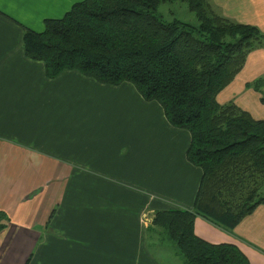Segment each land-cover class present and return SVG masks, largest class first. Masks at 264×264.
Instances as JSON below:
<instances>
[{
    "label": "crops",
    "instance_id": "1",
    "mask_svg": "<svg viewBox=\"0 0 264 264\" xmlns=\"http://www.w3.org/2000/svg\"><path fill=\"white\" fill-rule=\"evenodd\" d=\"M77 1L0 0V210L9 218L0 264H160L146 222L155 210L193 206L201 170L186 159L190 133L130 82L74 69L48 78L25 56L22 26L42 31ZM207 1L235 22L264 25V0H243L255 10L241 14L233 0ZM259 77L264 46L247 52L216 101L264 120L260 93L246 87ZM194 232L264 264V203L230 230L198 215Z\"/></svg>",
    "mask_w": 264,
    "mask_h": 264
},
{
    "label": "trees",
    "instance_id": "2",
    "mask_svg": "<svg viewBox=\"0 0 264 264\" xmlns=\"http://www.w3.org/2000/svg\"><path fill=\"white\" fill-rule=\"evenodd\" d=\"M166 1L177 0H80L44 19L42 31L22 26V48L48 78L74 69L102 83L131 82L172 126L187 129L186 159L201 170L193 206L155 210L148 235L166 234L182 264H250L236 245L198 237L194 219L230 230L264 203V120L215 98L247 52L264 46V31L213 12L206 0H179L196 23L166 20L158 11ZM246 87L264 103L262 77ZM8 220L0 210V230Z\"/></svg>",
    "mask_w": 264,
    "mask_h": 264
},
{
    "label": "rangeland",
    "instance_id": "3",
    "mask_svg": "<svg viewBox=\"0 0 264 264\" xmlns=\"http://www.w3.org/2000/svg\"><path fill=\"white\" fill-rule=\"evenodd\" d=\"M213 3L214 6L208 2L213 12L221 13L224 12L225 10H228V7H225L223 9L220 6H217L218 3L216 1H214ZM233 4H234L235 12L237 14H241L242 12L246 13V11L253 12L255 10V8L253 7L248 8V5L245 4L243 0H233ZM158 11L160 14H162L163 18L166 20L177 18L186 22L196 23L195 13L189 9V6L185 1L177 0V1L163 2L159 5ZM229 20L233 21V19H229ZM256 22L257 21H254L253 24L257 26L260 31H263L264 25L261 23H260L261 25H257ZM111 85H117V84H111ZM151 220L152 218L150 217L149 221L146 222L147 223L146 228L151 226L152 224ZM163 236L164 238L161 240L159 239V237L157 238V236H154L153 232L148 235V231H147V244L150 245L153 257L157 258L160 264H182V260L180 259L178 254H176L174 250L171 248L174 246V244L171 242V240L168 238L166 234H163Z\"/></svg>",
    "mask_w": 264,
    "mask_h": 264
}]
</instances>
